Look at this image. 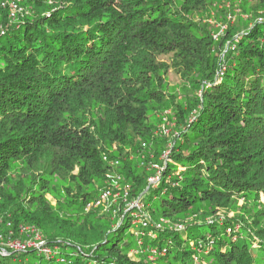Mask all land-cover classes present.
Returning <instances> with one entry per match:
<instances>
[{"label": "trees", "instance_id": "obj_1", "mask_svg": "<svg viewBox=\"0 0 264 264\" xmlns=\"http://www.w3.org/2000/svg\"><path fill=\"white\" fill-rule=\"evenodd\" d=\"M20 4L0 19V233L33 227L69 264H264V0ZM107 188L147 227L86 211Z\"/></svg>", "mask_w": 264, "mask_h": 264}, {"label": "built area", "instance_id": "obj_2", "mask_svg": "<svg viewBox=\"0 0 264 264\" xmlns=\"http://www.w3.org/2000/svg\"><path fill=\"white\" fill-rule=\"evenodd\" d=\"M20 1L21 0H0V10H5L7 12V18L9 20L11 21L16 20L18 16L23 13L24 9L21 6ZM4 30L5 29L2 23H0V32L5 33ZM158 180L159 177L157 176L149 178V182L151 184L154 183L155 181L157 182ZM118 194L120 195L121 193L119 192L114 193L111 188H107L103 190L97 199L93 200L91 203L87 205L86 211H88L93 207L106 206L105 203L108 202L112 197L115 196L118 197ZM127 197H128V193L125 192L124 198L127 199ZM115 201H117V199H115ZM130 205L132 206V209L137 207L141 209L142 207L139 200H136L135 203L132 202V204ZM137 218L139 224H142L144 227H147L146 219L143 218L142 214H140L139 212ZM7 226L11 227L12 223L9 222ZM20 231L24 235L19 236V240H17V239H13L14 238L12 235L13 231L10 230L8 241H1L0 244L1 254L8 255L9 253L8 249H12L13 251H17V252H27L28 250H34L36 251V254L38 256H44L47 260H54L56 264H69V261L66 257H64L63 255H59V247L58 246L53 247L50 244H48V242L42 237V235L37 230L29 226H21ZM227 231L230 232L231 229L228 228ZM140 234H144V233L140 232ZM1 237L2 236H0V239ZM21 238H26V239L22 240ZM142 243H143L142 241H139L140 245ZM153 252L156 251L153 250Z\"/></svg>", "mask_w": 264, "mask_h": 264}, {"label": "rangeland", "instance_id": "obj_3", "mask_svg": "<svg viewBox=\"0 0 264 264\" xmlns=\"http://www.w3.org/2000/svg\"><path fill=\"white\" fill-rule=\"evenodd\" d=\"M4 15H6V13L4 12V10H0V19ZM229 18H231V24H233V22L235 20H237L236 17H231L230 16ZM259 22H264V18H260L259 19ZM227 28H228V26L223 25L222 26V31L219 33V35L220 36H225L226 35L225 32L227 31ZM215 37H218V35H216ZM169 59H170L169 56H162L161 57V60H164V61H167V62L169 61ZM167 78H168V81H169L170 85L171 86H174V87H179L180 88L181 85H182V83H183V80L181 79L180 75H178L177 73H175L172 69H169V71L167 73ZM173 130H174V125L172 123L168 122L167 125L164 126V127H162V129L160 131L158 130V132L162 133L163 135H166L167 138L170 139V141H171L174 138V136H173L174 135V131ZM170 144H171V142L169 143V145ZM168 154H169L168 152H165V153L162 154V156L164 155V158H166V156ZM162 156L160 158H162ZM152 166H153V164H150V167H152ZM154 177H156V176H154ZM155 182L152 183V184H155ZM117 188L118 187H115V189H117ZM118 189H121V188H118ZM115 199H117V201H115ZM132 202L135 203L136 202V199L130 201L128 198L125 199L124 197L121 196V194L120 195L118 194V197L117 196L112 197L108 202L105 203L106 206H103V208H101L100 214H103V213L107 212V210L108 209H111L112 207H115L116 208L115 209V212L118 214L120 208H122V210L124 212L130 213L131 216H134V219H132L131 221H132V225L136 226L137 224H139L138 223V218H137V215H138L137 210H139V208L137 207V208L132 209V206L130 205V204H132ZM216 216H221V217L224 216L225 217L226 214H225V212L220 211V212H218L216 214ZM228 216L231 217V216H233V214L232 213H229ZM209 219H212V218H207V220H209ZM8 223H9V221L6 222V225ZM31 228H33V227H31ZM5 232L6 233H4V234L3 233H0V236H2L1 239H0V244H1V241H8V237L10 235V230H5ZM19 234L20 235H24L23 233H21V231H19ZM12 235L14 237L13 239L19 240V236H15L14 232L12 233ZM21 239L23 240V239H26V238H21ZM8 251H9L8 255L11 252H14L12 249H8Z\"/></svg>", "mask_w": 264, "mask_h": 264}]
</instances>
